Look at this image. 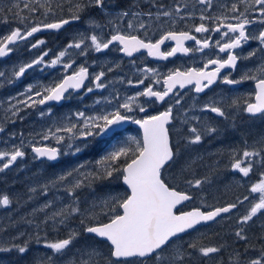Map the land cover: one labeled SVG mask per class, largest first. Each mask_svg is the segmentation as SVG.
<instances>
[{
	"label": "snow or ice",
	"instance_id": "snow-or-ice-1",
	"mask_svg": "<svg viewBox=\"0 0 264 264\" xmlns=\"http://www.w3.org/2000/svg\"><path fill=\"white\" fill-rule=\"evenodd\" d=\"M200 5L212 7L213 0H195ZM22 3V7L20 4ZM138 7L139 5H133ZM153 7L159 10L155 14L156 21L166 18L162 23H157L156 28L160 29L164 24L175 26L177 18L185 20L192 18L193 14L187 12L181 15L182 7L187 5H177L172 10H164L163 5ZM243 6V10H241ZM114 8L115 5H112ZM99 9L108 17L107 26L109 35H103L104 25L99 24L94 18L86 21L87 31L76 32L64 45L54 58L46 61L50 50L42 51L35 58L27 62L15 65L10 76L5 71H0V78L5 79L11 84L14 80H20L28 70L43 66L54 68L60 66L62 74L58 80L48 84H28L22 92L17 93L16 97H9V108L13 116H17L24 109L44 106L49 102H60L68 98L71 92L84 91L91 93L94 89H104L107 85L103 82L105 72L90 74L86 62L77 64L76 56L86 57L89 52L102 53L110 46L119 45L118 51L125 56L132 57L134 53L146 50L148 56L156 57L160 60H167L178 53L187 55L190 52H203L204 49L216 48L219 53H226L227 58H208L201 68H188L170 70L162 78V90H156L155 84H161V79L155 69L144 68L139 71L152 73L157 78L151 83H145L148 79L144 78L133 81L129 79L128 85L134 87L143 86L142 90L134 95H129L121 101L119 93L115 97H103L94 101L93 111L88 114L86 111H75L70 116L65 117L54 127H49L42 133L37 134L39 140L35 143L30 142L31 151L34 159H46L56 161L61 155H72L80 153L88 146L89 140L97 138L111 139L118 135L120 126L131 122L139 127L142 132L141 138L130 137L122 145L113 147L95 162V166L87 172L82 171L87 167L80 164L70 171L59 174L41 186V192L47 195L50 188L61 186L70 203L64 204L54 209L50 214L47 209L54 208V202L48 201L41 208L34 209V212H46L42 221L45 228L49 225L53 231L58 232L60 227H68L69 221L77 216L82 218L79 221L80 230L68 228L64 238L48 240L46 235L41 236L39 232L35 234V243L51 250V255L45 257L47 264H56L55 257H63L67 250L82 234L90 235L98 240L105 242L106 251L95 247L81 250L77 259H73L68 264H185L186 259L190 260L193 252H198L201 257L208 258L213 254L222 251L223 246H203L197 242L183 244L174 247V241L179 235L189 230H194L202 223L214 222L222 214L231 213L239 205L246 201H252L248 210L236 220L240 225L234 231L237 241H244L246 244L245 252L251 249L257 252L254 258H249L246 264H264V243L259 249L254 245L248 244V236L245 234L243 225H247L258 214H264V171L260 172L257 182L251 184L250 194L242 199L237 198L236 202L225 206L214 207L211 210H202L199 207L187 212L177 214L174 210L182 202L189 201L193 197L171 187L164 179V172L171 167L179 155V148L173 147L169 125L172 123L173 107L170 105L164 111L148 115L144 104L140 103V98H145V103H164L166 98L173 94L177 86L184 89L186 85H194L196 93H202L219 82L225 85H237L244 81H253L255 91L249 99L243 102L241 107L238 100L232 101V107L237 111H242L249 116H264V61L254 70L243 72L239 79L231 78L232 72L226 75L225 70H235L240 60H250L256 56V49L241 55L234 50L250 40L259 42L260 50L264 51V0H235L231 7L226 11L230 15L211 17L201 13V21L212 20L215 27H208L205 23L192 26L189 31H162L158 39L154 41L147 38V28L141 22L138 29L145 30V38L131 32L120 30L119 21L125 20L130 15L139 17L141 15L153 16L152 12H130L127 9H119L115 13L109 11L107 0H19L13 3L8 12L18 20L24 27L12 28L7 34L0 35V59L10 56L20 42H28V51L40 48L46 44L44 39H36L31 42L30 38L42 31L59 32L74 22H79L89 9ZM207 8L204 11H207ZM13 9H16L13 11ZM27 11L28 15H23ZM66 11V15H65ZM255 13V15H251ZM37 14L43 16V20L36 22L33 17ZM49 17H54L49 22ZM7 17H3V23H8ZM260 24L262 27L258 34H250L247 29L252 24ZM135 26L131 20L127 23L128 29ZM219 33L221 39L210 43L211 36L203 39L197 38L192 33ZM166 41H174L175 45L168 51H162L161 46ZM186 41H194L196 47L185 46ZM75 50V52L73 51ZM109 68L108 71H112ZM90 82L92 86L86 83ZM15 103H12V101ZM181 99L177 98L175 104L179 105ZM95 106H101L97 110ZM144 114L137 118L136 112ZM202 112L214 113L218 117L227 118L225 111L215 102L205 103L200 109ZM51 113V108L47 112L41 110V117ZM186 115V114H185ZM23 119V117H20ZM199 123V118L193 117ZM234 119V117H233ZM182 124H189L187 119L181 121ZM4 129L0 128V132ZM219 132V129L212 123H203L200 127H187V135L183 137L187 145H196L202 142L205 135L211 136ZM54 140L56 145L66 146V150L61 147H53L42 144L41 141ZM80 141V143H76ZM258 143L264 144V135L260 136ZM247 143V141H245ZM25 143L21 140L20 146H13L11 151H0V172L8 169L18 159L25 157L23 150ZM259 158V159H256ZM230 168L238 172L243 177H249L256 164L264 167V147L261 149L249 150L245 148L240 155L230 157ZM184 169L182 168L181 171ZM206 179V178H205ZM119 180L126 186L123 195H111L101 198L100 202H93L85 210L80 207L79 198L76 195L78 190L89 187L96 182ZM205 182L204 179L188 180L186 183L193 188H199ZM30 192H36V188H30ZM31 199V197H29ZM59 199V197L57 198ZM11 204L10 197L6 194L0 195V208H7ZM99 209V210H97ZM106 217V222L101 219ZM32 224L33 221H25ZM24 234L14 237L13 241L20 239ZM264 241V235L259 237ZM31 239L24 240L23 243L12 242L9 245L0 244V253L16 252L22 258L28 251ZM192 250V251H189ZM241 253L236 252L234 258H230L229 264H240ZM39 264H44L43 261Z\"/></svg>",
	"mask_w": 264,
	"mask_h": 264
},
{
	"label": "rangeland",
	"instance_id": "rangeland-1",
	"mask_svg": "<svg viewBox=\"0 0 264 264\" xmlns=\"http://www.w3.org/2000/svg\"><path fill=\"white\" fill-rule=\"evenodd\" d=\"M19 0H0V35L7 34L12 28L15 27H24L25 25L19 24L18 21L13 20L12 22L9 19V16L11 15L8 12V9L12 6L13 3H18ZM22 3L20 4V6ZM16 9H13V11ZM100 10L98 9V12ZM101 12V11H100ZM157 13V12H156ZM155 13V14H156ZM103 17H105V13H102ZM155 14L153 16H155ZM23 15H28L27 11L23 13ZM12 16V15H11ZM3 17H7L8 23H3ZM13 17V16H12ZM13 19H15L13 17ZM29 52H25V46L18 45L16 47V50L14 51V54L11 55L8 59L1 61L3 63H0V71H5L6 75L10 76L11 71L13 67L19 63L27 62L29 61L28 57ZM98 56V62L94 65L95 69L98 71H105L107 64L106 60L103 57ZM85 63V62H84ZM96 71L95 73H97ZM94 73V74H95ZM53 74H47L48 78L51 77V79L45 80L41 79L40 77L42 74L40 72H37V69H33L32 71H29L25 74L24 77H22L20 80H14L13 83L9 84L5 79L0 78V128H3L4 131L0 133V151H11L13 149V146H20L21 140L23 139L25 146L23 147V150L25 151L26 155L22 159H18L12 166L8 168L13 169L11 171L12 174H18L21 171H26L29 168H32L33 176L31 179H27L25 183H19L21 188L24 190V192L21 193H12V200H15V204H10V212L4 213L0 212V223L3 226L4 229H0V244L3 245H9L12 242L20 243L24 242V240L31 239L33 242L29 245V251L21 258L19 254L16 252H10V253H0V264H39V262L43 261L44 264H47V261L45 257L47 255H51V250L47 249L42 246L41 244L35 243V234L39 232V234L43 237L46 235L48 240H54L57 238H52V234H56V231H53L51 229V226L46 229L42 221L45 218L46 212L50 214L54 209L61 207L64 204L70 203V198L67 197L66 193L63 191L61 186H57V188H50L47 195L42 194L41 192V186L46 184L50 179L53 177L62 174L64 172L70 171L73 168H76L80 164H86L87 167L83 169L82 171L87 172L89 169L93 168L95 166L96 160H98L102 155H104L107 151H111L113 147H117L122 145L124 142H126L130 137H135L139 139L140 137L132 134L128 135H120V136H113L111 139L104 138L100 139L97 138L96 140H89L88 146L84 148L83 151L80 153H77L75 155H72L70 152L67 155H61L59 157V161H63L62 165H57L55 167H51L50 165L44 164V162H38L36 159H34V156L31 152V143H35L37 140H39V136L37 134L42 133L43 131L47 130L49 127H54L55 124L60 123L64 120L65 117H68L71 115V113L75 111H86L88 114H91L93 111V107L90 104H87L85 106H74L72 110L70 111L69 108L63 110V111H52L50 114H46L45 116L41 117L39 115L41 110H44L47 112L46 109H44L42 106H37L36 108L32 109H24L21 105L22 111L18 113L17 116H13L11 111H8L9 108V97H16L17 93L22 92L26 85L28 84H48L52 82L53 80ZM32 79V80H31ZM105 83V82H104ZM106 84V83H105ZM106 88L104 89H94L91 93H85L82 94L80 97V100L88 96L89 94L92 95V97L96 99H101L103 97H110L107 96ZM190 100L189 95H184L181 99L182 102H188ZM12 103H15L13 100ZM205 102L196 101V107H198L199 111L203 107ZM192 105L191 101L187 104V106ZM94 106V105H93ZM195 106V105H194ZM96 107V106H95ZM101 107V106H99ZM98 107V108H99ZM185 112V111H184ZM201 116H205V112L200 111L199 113ZM185 116V115H182ZM207 116V115H206ZM20 117H23L21 119ZM208 118V117H207ZM239 126L236 130H232V126H228L227 130L230 132L237 133L238 136H242L239 140V147H234L233 142L231 139V135L225 136L224 133L222 134H214L211 136L205 135L202 142L196 145H187L183 137L187 135V128L186 132H180L179 129H177L176 134L173 136V147H178L180 152L177 156L176 162L167 169V172L174 171L175 167H179L184 169L183 171L178 170L177 172H174L168 176V179L177 187L185 189L187 192L188 190H191L193 187L188 185L186 181L188 180H196V179H204L205 182L202 184L199 188L200 192L197 190L198 195L196 197V200L194 204H202L203 200L205 199V194L203 193V190L207 188L212 183H217L219 180H216L213 182V180H210V174H211V167L210 165H204V169H201L198 173H193L191 169V166L193 162L199 161L202 158L209 156L207 153L208 149L202 150L200 153H196L192 156L188 155V150H192L196 146L201 145H207L209 146L211 143L222 141L225 143H228V151L231 152V155L234 153L241 152L247 148L249 150L257 149L258 146H260L261 143H258L259 141L257 138H260L262 134H264V116H261L259 118H256L255 121L251 120H245L241 116H239ZM244 120V121H243ZM181 119H177V122H179L178 127L179 128L182 123ZM227 121V120H226ZM213 125H217L218 122L214 121L211 122ZM251 122V123H250ZM254 122V123H252ZM203 123V122H201ZM184 126L186 124H183ZM239 128L243 130L242 132L239 131ZM251 128V129H250ZM232 130V131H231ZM216 137V138H215ZM247 141V143H245ZM42 144H48L53 147H61L62 149L66 150V146L64 145H56L54 140L49 141H41ZM76 143H80V141H76ZM206 147V146H203ZM209 152V151H208ZM82 153H87V156L89 158H86L81 163H79V158L81 157ZM211 154V153H210ZM239 155V154H236ZM259 159V158H256ZM5 161H0V164H2ZM47 163V162H45ZM71 164V166L67 165ZM229 165V171L234 173V176L232 175L229 179L232 182H235L239 184L242 188H244V196L246 195H252L255 196L256 194H250L249 188L251 184L258 181V179H254L251 177V173L249 177H243L238 172L232 171L230 168L231 159H229L228 163ZM217 166V165H216ZM45 167H48L45 171ZM218 167V166H217ZM225 168L227 166H224ZM261 166L256 164L253 168L256 169V173H260L261 170L259 169ZM220 167L219 169H221ZM190 170V172H189ZM189 173L187 175L186 181L183 180L182 176L180 174ZM2 173V172H0ZM260 175V174H259ZM258 175V176H259ZM164 177H166L164 172ZM206 178V179H205ZM220 178V177H219ZM26 180V179H25ZM2 182V180H0ZM13 181L9 183V186L11 189L13 188ZM30 188H36V192H30ZM13 190V189H12ZM93 190V188L91 189ZM104 188H102L98 193H92L90 190H88V187L84 189H80L77 192V196L79 198L80 207H83L81 209H86L87 207H90L92 203L95 201L97 203L100 202L101 198H104L108 195H101V193L104 192ZM10 191V189H9ZM193 194V192H191ZM116 195V194H114ZM243 196V197H244ZM31 197V199H29ZM59 197V199H57ZM242 197V198H243ZM241 198V199H242ZM53 201L54 202V208L53 209H47L46 212H34V209L41 208L46 202ZM252 201H246L244 204L240 205L239 209L234 212L233 214L229 215L225 218V220H221V222L216 223V226H211L212 228H208L205 232L211 233L214 230L219 229L220 227H226L229 225V222H234L232 226L237 225L236 220L239 216H242L245 214V212L250 207ZM188 207V206H187ZM1 209V208H0ZM84 209V210H85ZM98 210V209H97ZM262 217V214H258V217ZM264 217V215H263ZM12 218L16 224H11L10 222L5 221V219ZM255 218V217H254ZM253 218V220H254ZM33 221L32 224H28L25 221ZM250 221L249 223H254V221ZM261 220H264L261 219ZM72 222H76L75 225H71ZM10 224L12 229L9 230V232H5L6 225ZM17 226V227H16ZM73 228L76 230H80L79 226V219L78 216L71 219L69 221L68 227H60L59 233H63L68 231V228ZM7 233L11 234L10 237H6L5 235H8ZM23 233L24 235L20 237V239H17L13 241L14 237L19 236V234ZM204 234H201L203 236ZM27 237V238H26ZM196 238L197 235H196ZM191 241H188L187 243H190ZM81 244H84V242H81ZM93 247L98 248L102 251H105L104 246L99 245L96 246L95 244H92ZM246 247V246H245ZM80 248V247H79ZM79 248H75L74 244L67 250V253L63 256H57L55 257L56 264H68L69 261L73 259H77L80 255L81 250ZM87 247H82V250L86 249ZM259 249V247L257 248ZM190 251V250H189ZM235 252L229 253L228 256L223 257L221 256V252L211 255L208 258L201 257L198 252L192 253V259L188 261L186 259L185 264H229L230 258H234ZM244 255H247V259L242 261V258L240 257V264H246V261L249 258H254L256 255H258L257 252H254L252 250L244 252ZM151 264V263H149Z\"/></svg>",
	"mask_w": 264,
	"mask_h": 264
},
{
	"label": "flooded vegetation",
	"instance_id": "flooded-vegetation-1",
	"mask_svg": "<svg viewBox=\"0 0 264 264\" xmlns=\"http://www.w3.org/2000/svg\"><path fill=\"white\" fill-rule=\"evenodd\" d=\"M233 2H235V0H213L212 7L207 8L206 5H200L196 3L195 0H107V3L109 5V11L113 13H115L119 9H127L130 12L141 13L150 11L154 15L156 12H158L159 9L157 7H153V3H155L156 5H163L164 10H172L177 5H187L186 8L182 7L181 15H184L187 12H191L193 14L192 18H186L185 20H179L177 18V23L175 24V26H171L169 23L164 24L162 28L157 29V23H162L163 20L166 18H161V21H156L155 16L149 18L148 16L144 15L135 18L130 15L125 20L118 22L120 24L121 31L131 32L132 34L139 35L142 38H145V30L138 29V25L141 22L145 23L147 28V38H151L153 41L159 38V35L162 31H167L170 29L175 31H189L193 25L199 23H205L206 26L210 28L215 27V24L212 20L201 21L199 19L201 13L203 12L204 15L211 16L213 18L216 16H220L222 13L224 15H230V13L226 11V9L231 7V4ZM112 5H115V7L113 8ZM133 5L139 6L134 7ZM206 8L207 11H204ZM241 10H243V6H241ZM97 11L98 9L95 8L89 9L88 12L83 15L82 19L79 22H74L59 32L45 31L35 34L34 37L30 38L31 42H35L36 39H44L46 41V44L42 45L38 49L28 51V42H20L19 44L25 46V52H29L30 56L28 57L27 55L29 61L45 50H50L49 55L45 58L46 61H50L60 50L63 49L64 45L68 42V40L73 36L74 33L78 31L86 32L88 30L86 21H88L89 18H94L99 24L105 26L103 35L105 36V38H107L110 34L109 27L107 26L108 17L105 14L104 23L100 22L97 19ZM251 15H255V13H252ZM52 19H54V17H49V22ZM34 20L36 22H39L40 20H43V16L37 14ZM129 20H131L135 26L131 30L127 28V23ZM261 27L262 26L258 23L252 24L248 26L247 31L250 34L256 35L258 34ZM192 34L196 35L197 38L200 39H203L207 36H211L212 40L210 41V43H214L215 40L221 39L220 34L215 32L203 34L193 32ZM174 45V41H166L165 44L161 46V50L168 51ZM185 46L189 47L190 49L196 47L194 41H186ZM118 49L119 45L117 44L114 46H110L108 50H105L102 53L89 52L86 57L76 56L75 59L77 60V64H84V62H86L90 74H94L96 71H98L97 69H95L94 66L98 62V56L105 58L107 64L106 70L104 71L106 75L103 80V82H105L107 85L105 93L107 94V96L110 97H115L117 93H119L121 101L124 97L134 95L137 91H140L143 88V86H140L138 88L128 85L127 81L129 79L136 81L147 76L148 79L145 80V83L147 84L151 83L157 78V75H154L152 73H143L139 71L140 69H144L146 67L155 69L157 74L159 75V78L161 79V84H155L154 88L156 90H162V78L164 75H167L170 70L180 69L181 71H183L193 67L201 68L203 67V64L208 58H227L226 53H219L218 49L216 48L204 49L203 52L193 51L187 55L178 53L177 55L170 57L167 60H160L156 57H150L148 56L146 50H141L140 52L134 53L132 57H128L118 51ZM253 49L257 50L256 56L253 59L238 61L237 67L234 71L228 69L224 71V74L226 75L229 71H231V78L239 79L243 72H246L248 70H254L258 65H260L261 62L264 61V51L260 50V45L258 41L250 40L249 42L245 43L242 48L236 49L234 51L240 53L241 55H247V53ZM73 51L75 52V50ZM13 54L14 52L12 53V55ZM109 68H112L113 70L108 71ZM33 69H37V72H40L42 74L40 78L45 80L51 79V77L48 78L46 73H55L53 74L54 76L52 82L58 80L62 74V68L59 65L54 68H45L43 66H40ZM33 69L28 70V72L32 71ZM86 83L88 84V86H92L90 82ZM254 91L255 90L253 81H244L237 85H225L217 82L210 88L205 89L204 92L199 94L194 91V85H189L185 89H180L179 87L174 89L173 94H170V96L166 98V102L164 103H145V98H140V103L144 104L147 109L148 115L164 111L170 105L173 107L174 119L172 123L168 126L170 129L171 137L176 134L177 129H179L180 132H186V128L189 125L200 127L203 123H207L209 121H217L218 124L214 126L219 129V132L216 134H222L224 132H227L226 130L228 126H232V130H236L238 128L240 122L239 116H241L247 121H255L256 118L261 117L259 115L256 117L249 116L248 114L243 113L242 111H237L235 108L232 107L233 100H238L242 107L243 102L246 99H249V97L254 94ZM82 94H85V92H71L67 99L62 100L60 105H58L56 102H53L42 107L46 110L48 108H51V112L55 110L63 111L67 108L70 109L74 106L76 107L77 105H79V100ZM184 95L190 96L189 101H191L192 105L187 106L189 101H181L179 105L175 104V100L177 98L182 99ZM90 96L92 97V95L89 94L83 99L88 100V97ZM93 100L95 101L94 98ZM196 101L205 103H209L210 101L215 102L225 111V113L227 114V118L218 117L214 113L210 112H205L207 116H201L199 114L200 111L198 107H196ZM85 103L88 104V101H85ZM134 114L137 116V118H141L144 115L142 113H139L138 111ZM193 117L199 118V123L196 119H193ZM178 118L182 121L184 119H187L189 121V124H186L185 126L182 124L179 128H177L179 124V122H177ZM128 134L141 136L140 130L136 127V125L132 124L131 122L125 123L123 127L119 129L118 135L116 136Z\"/></svg>",
	"mask_w": 264,
	"mask_h": 264
},
{
	"label": "trees",
	"instance_id": "trees-1",
	"mask_svg": "<svg viewBox=\"0 0 264 264\" xmlns=\"http://www.w3.org/2000/svg\"><path fill=\"white\" fill-rule=\"evenodd\" d=\"M22 7V5H21ZM15 11V10H14ZM10 21L12 22L13 20L18 21L17 19H13V17L10 15L9 16ZM32 19H35V17H33ZM97 19L104 23V17L101 13L97 12ZM85 101H88V104L94 105V100L93 97H88V100L86 99H82L79 100V105L81 106H85L87 105L85 103ZM78 106V105H77ZM99 106H96V109L98 110ZM251 129V128H250ZM227 131V130H226ZM240 132H242L243 135V130H241V128L239 129ZM231 135V137L229 139L232 140L234 147L238 146V148H242L239 147V140L241 139L242 141V136H238L237 133L235 132H226L225 136ZM264 135V134H262ZM216 138V137H215ZM259 140V138H257ZM206 146V147H203ZM228 143L225 142H214L211 143L209 146L207 145H201V146H196L194 147L192 150H188V155L192 156L196 153H200L202 152V150L208 149L207 153L209 156H206L204 158H202L199 161H195L193 162L191 169L193 171V173H198L200 172L201 169H204V165H210L211 167L213 166V168H211V174L210 176V180L216 181L219 180L217 183H212L211 185H209L207 188H205L203 190V193L205 194V192H207L205 194V199L203 200L202 204H194L196 197L198 195L197 190L200 192L199 189H194L192 188L191 190H188L187 193L193 192L192 195H194L192 202L188 205V207H186L185 209H189L191 207L196 208L199 207L202 210H207V209H211L214 207H220L229 203H234L236 202L237 198H242L244 196V188H242L239 184L232 182L229 178L233 175V172L229 171V165L227 164L229 159H230V154L231 152L228 151ZM262 147H264V144H260V146H258V150L261 149ZM234 150V149H232ZM211 153V154H210ZM241 152H237L236 154L240 155ZM86 158H89L87 156V153H82L81 157L79 158V163H81L83 160H85ZM47 165H50L51 167H55L57 165H62L63 161H59L56 164H51V163H45ZM69 166H71V164H67ZM218 167H217V166ZM260 165V164H258ZM224 166H227L226 168ZM261 166V165H260ZM220 167H222L221 169H219ZM48 167H45V171ZM261 171H264V167H260L259 168ZM13 169H6L4 170L2 173H0V180H2V182H0V195H8L10 197L11 200V204L14 205L15 204V200H12V193H21L24 192V190L21 188V186L19 185V183H25L27 181V179H31L33 176V171L32 168L27 169L26 171H21L18 174H12L11 171ZM178 170H181L180 166L179 167H175L174 171L172 172H167V170L165 171V175L167 178L164 177L165 181L173 188H176L177 190L180 191H186L183 188H179L177 186H175L169 179L168 176L174 172H177ZM189 170V172H190ZM256 169H254L251 172V177H253L254 179H258L259 178V174L260 173H256L255 172ZM187 175H189V173H184L182 172L180 174V176H182L183 180L186 181L187 179ZM220 177V178H219ZM26 179V180H25ZM11 181H13L14 185H13V190L11 189V187L9 186V183H11ZM85 188V187H84ZM82 188V189H84ZM93 188V190H91ZM102 188H104V192L101 193V195L105 196V195H114V194H119V195H123L126 192V189L121 185V182L119 180H112V181H103V182H96L92 185L91 188L88 187V190H90L91 194L92 193H98ZM10 189V191H9ZM87 189V187H86ZM21 191V192H20ZM2 192V193H1ZM83 207V205H82ZM81 207V208H82ZM11 206L7 207V208H1L0 212H4V213H9ZM89 207H87L86 209H88ZM85 209V208H84ZM82 209V210H84ZM99 210V209H98ZM264 214H262V217H255L254 218V223H248L247 225H243V227L245 228V234L248 236L249 240H248V244L249 245H254L256 248L260 247L262 243H264V241H261L259 239V237L261 235H264V220L263 219ZM82 217L78 216V219L80 221ZM102 220H104L106 222V217H101ZM5 221L10 222L11 224H16V222L13 221L12 218L9 219H5ZM223 221V220H222ZM221 222V220H218L217 222H215L214 224H212L213 226H216V223ZM2 223V222H1ZM0 223V229H4L3 226ZM234 222H229V225H227L226 227H220L217 230H214L211 233H206L205 231L208 228H212V225L209 226H205V227H201L198 228L197 230H195L194 232L187 234L185 236H182L178 239H176L174 241L173 246L170 247L169 251L173 250L174 247H177L181 244H183L185 247L187 246V242L191 241L192 242H197L200 245L203 246H223L222 251H221V256L226 257L228 256L229 253L232 252H239L241 253V258L242 261L247 259V255H244L243 253L245 252V242L244 241H237L235 236H234V231L236 230L237 227H240V225H234L232 226ZM71 225H75L76 226V222H72ZM12 229V227L10 226V224L6 225V229H5V233L9 232V230ZM67 232H63V233H59V231L56 234H52V238H64L67 235ZM8 235H5L6 237H10L11 234L7 233ZM201 234H204L203 236H201ZM196 235L198 238H196ZM81 242H84V244H81ZM23 243V242H20ZM92 244H95L96 246L102 245L104 246V249L106 251V245L105 242L99 241L96 238L87 235V234H82L80 238H78L75 242H74V247L75 248H79L80 250H82V247H93ZM251 249H249L250 251ZM192 251V250H190ZM193 257H191L192 259ZM190 261V260H188ZM151 263V262H149Z\"/></svg>",
	"mask_w": 264,
	"mask_h": 264
},
{
	"label": "water",
	"instance_id": "water-1",
	"mask_svg": "<svg viewBox=\"0 0 264 264\" xmlns=\"http://www.w3.org/2000/svg\"><path fill=\"white\" fill-rule=\"evenodd\" d=\"M68 26V25H67ZM67 26H65V27H67ZM42 32H45V31H42ZM9 57V56H8ZM8 57H6V58H8ZM6 58H3V59H6ZM0 60H2V59H0ZM87 82V81H86ZM189 85H186V87L185 88H187ZM178 87V86H177ZM184 88V89H185ZM254 88H255V85H254ZM80 92V91H79ZM77 93V92H76ZM62 101H60V102H56L58 105H60V103H61ZM49 103H53V102H49ZM123 127V125L122 126H120V128H122ZM1 133V132H0ZM142 133V132H141ZM1 140V139H0ZM32 152V151H31ZM33 154V153H32ZM34 155V154H33ZM42 160H45V161H47L46 159H39V161H42ZM58 160H56V161H50V162H52V163H56ZM121 184H122V182H121ZM122 186L124 187V188H126V186L125 185H123L122 184ZM127 190V189H126ZM189 201H191V200H189ZM189 201H185V202H182L180 205H178L177 206V208L174 210L175 212L181 207V206H183L184 204H186V203H188ZM192 210V209H191ZM234 210H236V209H234ZM233 210V211H234ZM190 211V210H189ZM232 211V212H233ZM177 214H180L181 212H176ZM229 214V213H228ZM224 215H227V214H222V216H224ZM221 216V217H222ZM220 218V217H219ZM219 218H217V220L219 219ZM215 222V221H214ZM214 222H208V223H202L201 225H198L196 228H198V227H200V226H206V225H209V224H212V223H214ZM195 230V229H194ZM193 230H189L188 232H186V233H182V234H180L179 235V237H181V236H184V235H186V234H188V233H190V232H192ZM97 239V238H96Z\"/></svg>",
	"mask_w": 264,
	"mask_h": 264
},
{
	"label": "bare ground",
	"instance_id": "bare-ground-1",
	"mask_svg": "<svg viewBox=\"0 0 264 264\" xmlns=\"http://www.w3.org/2000/svg\"><path fill=\"white\" fill-rule=\"evenodd\" d=\"M2 193V192H1ZM17 227V226H16ZM27 238V237H26Z\"/></svg>",
	"mask_w": 264,
	"mask_h": 264
}]
</instances>
